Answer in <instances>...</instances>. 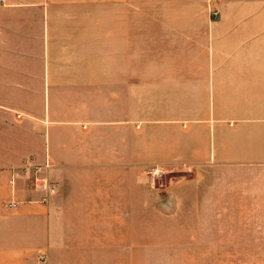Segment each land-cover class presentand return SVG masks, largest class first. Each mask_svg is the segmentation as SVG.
Masks as SVG:
<instances>
[{
	"label": "crops",
	"instance_id": "crops-1",
	"mask_svg": "<svg viewBox=\"0 0 264 264\" xmlns=\"http://www.w3.org/2000/svg\"><path fill=\"white\" fill-rule=\"evenodd\" d=\"M214 7L0 3V264H51L65 213L131 217L129 171L151 165L191 173L195 218L254 219L264 250V0ZM36 177L57 188L47 205Z\"/></svg>",
	"mask_w": 264,
	"mask_h": 264
},
{
	"label": "rangeland",
	"instance_id": "rangeland-1",
	"mask_svg": "<svg viewBox=\"0 0 264 264\" xmlns=\"http://www.w3.org/2000/svg\"><path fill=\"white\" fill-rule=\"evenodd\" d=\"M215 2L206 0L212 19L220 17ZM155 167L129 171L131 217L99 209L80 213L86 217L65 213L58 226L69 233L67 247L51 264H264V250H255L254 219L195 218L191 173Z\"/></svg>",
	"mask_w": 264,
	"mask_h": 264
},
{
	"label": "built area",
	"instance_id": "built-area-1",
	"mask_svg": "<svg viewBox=\"0 0 264 264\" xmlns=\"http://www.w3.org/2000/svg\"><path fill=\"white\" fill-rule=\"evenodd\" d=\"M209 3H213L216 0H208ZM0 3H4V0H0ZM215 17L217 14H213ZM36 173H39V170L36 171ZM16 180H17V173L15 170H11V175L8 180V186L11 190V195L9 199L3 203L2 208L5 211H14L18 205H20V202L15 199V188H16ZM33 190L39 195V199L31 202L36 204H42L47 205L52 198H54L57 194V188L56 186L48 181L47 179L36 177L32 181ZM38 261L40 264H44L46 261V258L44 255H38Z\"/></svg>",
	"mask_w": 264,
	"mask_h": 264
}]
</instances>
